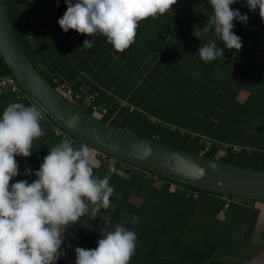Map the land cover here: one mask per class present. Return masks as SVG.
<instances>
[{"label": "crops", "instance_id": "obj_1", "mask_svg": "<svg viewBox=\"0 0 264 264\" xmlns=\"http://www.w3.org/2000/svg\"><path fill=\"white\" fill-rule=\"evenodd\" d=\"M24 3L8 0L13 27L26 54L48 79L58 75L75 90L97 91L94 102L107 109L102 115L108 116L106 121L123 127L170 114L197 126L191 133L203 138L199 153L207 154L205 145L214 142L210 157L234 152L223 144L246 146L264 157V25L234 21L242 49H225L224 57L205 63L198 54L200 46L213 39L224 48L213 32L199 38L193 35L208 14L173 10L142 20L135 42L121 53L102 35L63 32L57 21L67 9L64 0H35L20 8ZM85 39L95 41L92 48H80ZM14 102L30 106L28 98L0 87V115ZM41 127L45 135L33 142L31 157H16L20 175L12 183L36 179L34 174L26 175V169L38 170L49 149L64 139L48 121L42 119ZM227 135L233 140L252 136L253 141L230 143ZM160 136L155 131L150 137ZM89 148L94 174L111 177V204L95 217L89 213L67 227L65 255L57 264H75L76 247L94 248L104 230H113L117 224L137 233L130 264H264L263 201L208 191L190 198L178 189V182L135 165L109 161ZM133 216L138 218L136 224L131 223Z\"/></svg>", "mask_w": 264, "mask_h": 264}, {"label": "clouds", "instance_id": "obj_2", "mask_svg": "<svg viewBox=\"0 0 264 264\" xmlns=\"http://www.w3.org/2000/svg\"><path fill=\"white\" fill-rule=\"evenodd\" d=\"M67 9L58 19L63 32L76 31L86 37L102 35L113 50L123 52L135 42L139 22L173 12L177 0H64ZM212 11L196 38L213 32L224 45L209 39L199 47L205 62L224 57L225 49L240 51L242 38L233 31L234 21L247 24L248 16L230 6L238 0H207ZM59 3V0H57ZM250 11L259 9L264 21V0H245ZM95 41L85 39L80 48L90 49ZM42 113L36 106L8 104L0 115V264H57L65 255L62 248L66 229L81 217H95L111 204L114 188L110 175L94 174L92 152L64 138L49 149L31 183L18 180L16 157H31L33 142L45 135ZM78 117L68 121L76 127ZM147 155V153H145ZM114 170V169H113ZM92 206L91 209L89 206ZM138 218L133 216L131 223ZM137 248V233L121 224L105 229L92 249L76 247L75 264H130Z\"/></svg>", "mask_w": 264, "mask_h": 264}, {"label": "water", "instance_id": "obj_3", "mask_svg": "<svg viewBox=\"0 0 264 264\" xmlns=\"http://www.w3.org/2000/svg\"><path fill=\"white\" fill-rule=\"evenodd\" d=\"M230 7L246 14L248 20L264 25L259 9L250 11L245 0H238ZM173 10L200 14L212 11L207 0H177ZM0 53L30 99L80 142L178 183L264 202V170L232 164L140 135L66 98L24 51L12 24L8 0H0ZM73 116L78 117L77 126L69 127L68 121Z\"/></svg>", "mask_w": 264, "mask_h": 264}, {"label": "rangeland", "instance_id": "obj_4", "mask_svg": "<svg viewBox=\"0 0 264 264\" xmlns=\"http://www.w3.org/2000/svg\"><path fill=\"white\" fill-rule=\"evenodd\" d=\"M99 116L101 118H104V120L108 118V116ZM166 117L167 118H163L160 120H157L155 118L154 122L144 121L145 124H138L135 121V124H133V122L132 124L130 123V125L124 124L122 128L128 129L146 137H150L151 135H153V132L157 131L161 135L159 138H157V140L177 148L198 153L201 146L200 142H203V138H201V136L199 135L191 133L197 129V126L190 125L186 120L173 118V115L170 114H167ZM145 118L151 119V116L145 115ZM197 121L198 120H195V123H198ZM224 137L228 139L230 143H232V141H253L252 136H247L246 138L242 139L239 138L237 140H233L232 136L230 135ZM258 137L260 138V132H258ZM260 145L262 144L260 143ZM201 147L204 148V145H202ZM211 147H215V145H205V148H207V150L205 149V151L208 155L212 154V149H210ZM218 159L247 168L264 170V157L262 152L250 151L244 148L240 152H229L226 156L218 157Z\"/></svg>", "mask_w": 264, "mask_h": 264}, {"label": "built area", "instance_id": "obj_5", "mask_svg": "<svg viewBox=\"0 0 264 264\" xmlns=\"http://www.w3.org/2000/svg\"><path fill=\"white\" fill-rule=\"evenodd\" d=\"M35 0H25L24 4L20 5V8L25 9L28 5L33 3ZM0 58L1 53H0ZM57 89L58 91L63 94L66 98L74 102L75 104L81 106L82 108L90 111L91 113L95 114L96 116L100 117L99 115H104L107 112V109L103 106H100L94 102L97 91H82V90H75L66 80L61 78L58 75H53L48 79ZM0 87L1 88H7L10 90L13 94H15L19 98H28L30 100V106H36L42 113V119L48 121L51 126L53 132L58 135L62 136L64 138L70 139L72 142H80L75 137L70 135L66 130H64L62 127H60L56 122H54L51 117L42 110L35 102H33L30 97L27 95V93L22 89L20 86L17 78L11 73H6L2 76H0ZM207 145H212L213 142H207ZM225 148H230L234 152H240L243 150V148L237 144H223ZM97 152L102 155L105 159L112 161V162H122L124 164H130L125 161H122L114 156H111L109 154H106L100 150H97ZM133 165V164H131ZM134 166V165H133ZM178 189L187 197L190 198H198L201 195V191L193 188H188L187 185L178 183ZM227 196V195H225Z\"/></svg>", "mask_w": 264, "mask_h": 264}, {"label": "trees", "instance_id": "obj_6", "mask_svg": "<svg viewBox=\"0 0 264 264\" xmlns=\"http://www.w3.org/2000/svg\"><path fill=\"white\" fill-rule=\"evenodd\" d=\"M10 71L8 70V68H7V66H6V64L4 63V61H3V59L2 58H0V76H2V75H4V74H6V73H9ZM153 139H156V138H153ZM157 140V139H156ZM159 141V140H158ZM218 145V144H217ZM199 153V152H198ZM205 155H207V154H205ZM207 156H209V155H207ZM160 177H162V176H160ZM162 178H164V177H162ZM187 187L188 188H193V189H197V190H199V191H201V193L202 192H205L204 190H201V189H199V188H196V187H193V186H190V185H187ZM218 194H221V193H218ZM228 196V195H227ZM230 197H232V196H230ZM233 197H235V196H233Z\"/></svg>", "mask_w": 264, "mask_h": 264}]
</instances>
